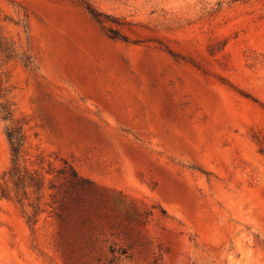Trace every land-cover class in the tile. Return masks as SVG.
<instances>
[{
    "label": "rangeland",
    "instance_id": "374dc122",
    "mask_svg": "<svg viewBox=\"0 0 264 264\" xmlns=\"http://www.w3.org/2000/svg\"><path fill=\"white\" fill-rule=\"evenodd\" d=\"M88 1L0 0V264H264V0Z\"/></svg>",
    "mask_w": 264,
    "mask_h": 264
},
{
    "label": "trees",
    "instance_id": "16d2710c",
    "mask_svg": "<svg viewBox=\"0 0 264 264\" xmlns=\"http://www.w3.org/2000/svg\"><path fill=\"white\" fill-rule=\"evenodd\" d=\"M80 1L84 3L85 8L89 11L92 17L103 26L112 17L110 14L105 13L102 10L96 8L90 1L88 0H80ZM108 34L115 39L127 40L126 36L122 34L120 30L115 27H108ZM31 63L32 62L30 59L26 60V64L30 65ZM0 112H1V117L4 120L7 121L9 120L13 122L14 111L8 102H4L1 104ZM5 133L10 144V150L12 155V166L9 170V177L13 181V186L7 188L1 187L0 195L5 197H10L11 192L14 191L15 197L19 201H21L23 198H25L28 195L29 189L32 188V190L35 192L40 191V189H42L43 187V181H42V177H40L37 170H32L22 163V158H23L24 148L27 138L23 125L17 123L12 125L8 124L6 126ZM72 175L73 176L72 178L69 179V182L74 187H79L83 190L92 189L91 186L94 183L93 180L79 176L78 172L74 169ZM50 187L56 188L57 186L54 183H52ZM63 192L65 194L68 193L67 190H63ZM57 193L61 194L62 190L60 188H57V192L54 195H56ZM63 197H65V195ZM62 200H64V198ZM66 207H67L66 202L62 201L60 204V208L64 209ZM57 216L61 217L62 213L58 212ZM111 250L115 252L117 249L115 247H112ZM119 250H121V252H127L126 248H120Z\"/></svg>",
    "mask_w": 264,
    "mask_h": 264
}]
</instances>
